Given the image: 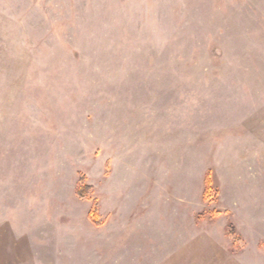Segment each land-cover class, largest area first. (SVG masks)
I'll list each match as a JSON object with an SVG mask.
<instances>
[{
    "label": "rangeland",
    "instance_id": "obj_1",
    "mask_svg": "<svg viewBox=\"0 0 264 264\" xmlns=\"http://www.w3.org/2000/svg\"><path fill=\"white\" fill-rule=\"evenodd\" d=\"M216 251L264 263V0H0V264Z\"/></svg>",
    "mask_w": 264,
    "mask_h": 264
},
{
    "label": "trees",
    "instance_id": "obj_2",
    "mask_svg": "<svg viewBox=\"0 0 264 264\" xmlns=\"http://www.w3.org/2000/svg\"><path fill=\"white\" fill-rule=\"evenodd\" d=\"M210 190H211L210 172H207L206 177H205L204 193H207ZM89 191H90V187L85 185V183L83 182V179H80L79 184L76 189V194L80 198H84L87 196V193H89ZM97 210H98V202L93 201L91 208L89 210V219L94 225L99 226L101 225V222L97 218L98 217ZM227 227H228V235L231 237H234L235 239H239V237L236 235L235 227L231 223H229Z\"/></svg>",
    "mask_w": 264,
    "mask_h": 264
},
{
    "label": "crops",
    "instance_id": "obj_3",
    "mask_svg": "<svg viewBox=\"0 0 264 264\" xmlns=\"http://www.w3.org/2000/svg\"><path fill=\"white\" fill-rule=\"evenodd\" d=\"M228 237L231 238V236L228 235ZM229 251V250H228ZM220 252V251H219ZM216 253L218 254V256L220 257H223V260H218L219 258L218 257H215V259H213L212 255L209 257V259L207 260L206 264H247V263H244V262H234L233 260L229 259L228 258V254L229 252L226 253V255H223L221 252L218 253V251H216ZM238 260L240 258H237ZM204 264V263H203ZM264 264V263H263Z\"/></svg>",
    "mask_w": 264,
    "mask_h": 264
}]
</instances>
